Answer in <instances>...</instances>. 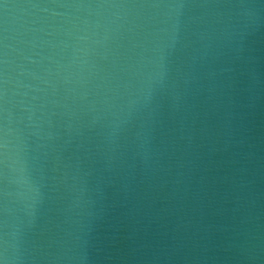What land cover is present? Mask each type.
<instances>
[{
  "label": "water",
  "instance_id": "95a60500",
  "mask_svg": "<svg viewBox=\"0 0 264 264\" xmlns=\"http://www.w3.org/2000/svg\"><path fill=\"white\" fill-rule=\"evenodd\" d=\"M0 264H264V0H0Z\"/></svg>",
  "mask_w": 264,
  "mask_h": 264
}]
</instances>
